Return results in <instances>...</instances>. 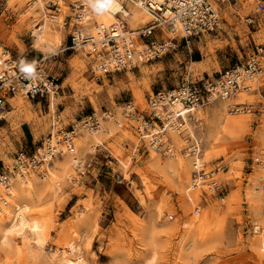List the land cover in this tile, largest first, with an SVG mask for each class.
<instances>
[{
    "label": "rangeland",
    "instance_id": "rangeland-1",
    "mask_svg": "<svg viewBox=\"0 0 264 264\" xmlns=\"http://www.w3.org/2000/svg\"><path fill=\"white\" fill-rule=\"evenodd\" d=\"M73 1L44 0L42 7L31 0H0V59L5 51L15 58H45L47 70L61 84L51 100H31L0 90L9 102L0 120V170L12 166L21 149L32 153L40 148L58 127L77 124L93 111H101L96 94L103 89L118 96H113L116 103L104 104L103 109L116 110L121 120L118 106L126 101L134 100L146 111L152 92L181 85L189 73L195 81L216 77L264 45V12L256 10L253 0L243 1L224 10L222 30L192 39L191 46L179 37L176 48L162 58L137 62L130 70L96 81L88 71L87 51L70 48ZM58 4L60 13L55 12ZM127 5L130 27L149 23L146 11L129 0ZM102 10H94L93 20L78 29L96 34L97 13ZM66 18L69 23L64 27L60 21ZM46 21L47 53L37 46L34 32ZM88 24L94 31L86 30ZM155 34L151 40L171 36L160 29ZM111 79H116L115 84ZM240 102H255L258 112L228 115L224 103L213 102L198 110V122L189 127V133L202 142L207 170L220 169L215 191L208 182L187 192L193 168L183 157L187 146L183 135L180 143L171 135L177 155L169 157L153 150L126 121L123 127L113 121L111 132L94 133L99 139L81 132L75 141L79 162L70 172L59 171L53 163L48 173L28 178L35 193L24 198L27 215L41 223L45 240L38 244L26 232L27 242L14 233L12 243L22 251L5 252L6 264H63L62 253L76 248L86 264H264L263 176L253 160L264 154V89ZM220 105L225 114L216 112ZM218 115L221 122L242 120L246 126L225 129L218 124ZM32 133L34 145L29 142ZM18 184L25 191L29 188L26 182L17 181L15 187Z\"/></svg>",
    "mask_w": 264,
    "mask_h": 264
},
{
    "label": "built area",
    "instance_id": "built-area-1",
    "mask_svg": "<svg viewBox=\"0 0 264 264\" xmlns=\"http://www.w3.org/2000/svg\"><path fill=\"white\" fill-rule=\"evenodd\" d=\"M117 1L122 3V9L115 13L117 21L108 27L96 22L97 35L78 28L93 20L94 10L102 9L104 0H74L72 3L73 15L69 18L74 27L70 48L87 51L90 56L88 71L96 81L111 73L130 70L137 66V62L162 58L176 48L177 44L172 42L179 37L191 46L192 39L222 30L224 10L250 0H161L159 7L148 1L146 12L150 21L139 28L129 26L132 17L123 8L128 9V0ZM254 4L258 12H264V0H254ZM60 8L58 4L55 12L60 13ZM248 21L254 22L251 18ZM60 22L64 27L69 23L67 18ZM157 29L163 34H166V29L174 35L167 39L151 40ZM3 54L0 90L31 100H51L59 94L61 84L47 70L45 59L24 55L15 58L9 51ZM261 89H264V45H258L243 61L226 68L216 77L195 81L189 73L181 85L152 92L147 98L146 111H141L134 100L126 101L120 105L123 118L120 123L118 120L115 123L119 127H123L125 121L130 123L140 139L147 141L157 153L169 157L177 155L171 134L183 135L187 141V146L182 150L183 157L191 161L193 168L190 189L197 190L210 182L211 191H215L218 188L216 175L220 169L207 170L202 142L199 137L189 133L188 125L198 122V110L213 101H228V113L233 116L254 114L258 112L257 104L239 102L238 98L242 94L260 93ZM8 106L6 95L0 94V120ZM261 110L264 111V104ZM111 112L118 114L114 109L95 110L79 120V126L58 127L42 142L43 150L37 148L32 153L25 149L18 151L12 166L0 170V211L9 205L16 180L33 173L42 176L49 163L61 154V148L72 150L81 131H100L103 121L110 118ZM253 160L263 174L261 183L264 190V154Z\"/></svg>",
    "mask_w": 264,
    "mask_h": 264
},
{
    "label": "bare ground",
    "instance_id": "bare-ground-1",
    "mask_svg": "<svg viewBox=\"0 0 264 264\" xmlns=\"http://www.w3.org/2000/svg\"><path fill=\"white\" fill-rule=\"evenodd\" d=\"M31 1H33L32 4L34 6H36L38 4H41L42 7H44V0H31ZM129 1L132 2L134 5H136V7L138 6L142 10L147 11L146 2L150 1V3L153 6L159 7L161 0H146V1L139 0V2L137 0H129ZM253 2H254V0H253ZM123 8L125 9V7H123ZM121 9H122V3L120 1H117V0H104L103 10L97 13V19L99 20L100 24H104L105 26L108 27L112 23L117 21V17L115 16V13H117ZM125 11L128 12L129 15L131 14L126 9H125ZM146 14H147V12H146ZM148 17H149V15H148ZM51 19L54 20V21L56 20L54 17H51ZM47 21L39 29L34 30V32L36 34L37 41H38V45L37 46L38 47L40 46L42 49H44V51H46V53H47V49L50 47L48 41L45 39V34H46L47 29L49 27ZM142 22L145 23L147 21L145 19H143ZM86 30L88 32H92V31H94V28H93V26L88 24L86 26ZM165 31L168 32L166 29H165ZM168 34H169V32H168ZM95 35H97V33ZM172 35H174V34H171V36ZM173 37H175V36H173ZM172 43L174 44V41ZM3 55L4 54H2V59H0V67H2ZM89 58H90V56H89ZM43 59H45V58H43ZM244 96H246V95H243V94L240 95L239 102L242 100V98ZM213 102L224 103L226 110H228V101H226V102H224V101H213ZM120 107L121 106H118V109H120ZM200 109H202V108H200ZM222 111H223V108L221 107V105H220L219 108H216V112L217 113L221 114ZM113 112H111V114ZM227 113H228V111H227ZM111 114L109 115L110 116L109 119H105L103 121L102 129L100 131L106 130L107 132H111L110 129L113 126L112 124H114V122L116 120H118V123L121 122V120L117 117V115H113V114L111 115ZM222 114H225V112L222 113ZM228 115H229V113H228ZM218 116H219L218 121H217L218 124L221 127L225 128V129L244 128L246 126L245 121H242V120L229 121V122H223L222 121L221 122L222 118L220 117V115H218ZM2 117H3V115H2ZM109 124H110V126H109ZM79 125H80L79 122H77V124H75V126H79ZM188 126L190 127V124ZM100 131H98V132H100ZM98 132H95V133H98ZM88 134H94V133H88ZM171 135H174L173 138H176V140L179 143L181 141H183V140H181V137H182V136H180L181 134L172 133ZM192 135L194 137H196L194 134H192ZM91 137L92 138L96 137V139H99L97 134H94ZM261 137H262L261 138V142H262V145L264 146V133L261 135ZM59 148H61L60 145H59ZM39 149L43 150V147L41 146ZM58 157H56L54 159L55 162L53 161L52 163H49L47 171H49V168L54 163L55 164V168L59 169V171H62L64 173H68V172L71 171L70 167L74 163L79 162L78 153L76 151L75 145L73 146L72 150H70V151H67L65 148H61V154ZM46 172H44L43 174H46ZM33 174H31V175H33ZM31 175H28V176L24 177L22 180L19 179V180L15 181V184H16L17 181L18 182L19 181L20 182H26V184L29 185L28 186L29 188H28V190H26L27 191L26 192L25 189L22 187L23 185L18 184L15 187V184H14V189L15 190L13 192L12 197L9 200V205L7 207H5L3 210L0 211V231L3 232V235L0 238V264H6V262H7L8 258H6L5 252L12 251L13 249H17L20 252L22 251L21 247L15 248L14 244L12 243L11 236L14 233L15 234L17 233L25 241L28 242V240H27L28 238L26 236V232H30L33 236H35V238L37 239V243L38 244L44 243V240H45L44 239V237H45L44 235L45 234H43V236H44L43 237L42 236V225H41V223L39 221H37L34 218L32 219V218H30L27 215V210L29 209V205L24 202V198L27 197L28 195L33 194V192H34V184H33V182H31V179H28ZM69 175L72 178L75 177V174L73 172L70 173ZM261 175L263 176L262 173H261ZM261 178H263V177H261ZM186 189H187L188 193L192 190V189L189 190V187L186 188ZM262 189H263V187H262ZM210 190H212V189L210 188ZM195 191H196V189H195ZM189 196H190L191 199H193L191 194ZM31 217H32V215H31ZM199 220H200V217H199L198 221ZM44 229H45V226H44ZM43 232H45V231H43ZM25 241H23V242H25ZM262 244H263L262 248L264 249V239H263V243ZM78 250H79L78 248H76L75 250H70V249L66 250L65 252L62 253L63 256L61 257L60 260L63 262V264H86V262H85L84 258L82 257L81 253L77 252Z\"/></svg>",
    "mask_w": 264,
    "mask_h": 264
},
{
    "label": "crops",
    "instance_id": "crops-1",
    "mask_svg": "<svg viewBox=\"0 0 264 264\" xmlns=\"http://www.w3.org/2000/svg\"><path fill=\"white\" fill-rule=\"evenodd\" d=\"M155 36L157 37V34H155ZM118 80H120V79H118ZM110 81H114V84H115V82H116V79H111ZM150 95V94H149ZM148 95V96H149ZM113 96H117V95H115V93L113 92V93H110V91H109V89H103V91H101V92H99V93H97L96 94V99H97V102H98V105L102 108V110H103V105L104 104H106V105H108V106H111V105H113L114 103H116L115 102V99H114V97ZM118 97V96H117ZM148 98V97H147ZM90 106H92V109H96V106L94 105V103H91V105ZM138 107H139V105H138ZM140 108V107H139ZM111 108H108V110H110ZM70 110V109H69ZM68 110V111H69ZM141 110V109H140ZM82 113L84 114V110H82ZM77 115V113H74L73 114V117L74 116H76ZM30 140H29V142L31 143V144H36V138L34 137V134L32 133L31 135H30Z\"/></svg>",
    "mask_w": 264,
    "mask_h": 264
}]
</instances>
